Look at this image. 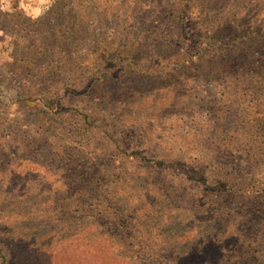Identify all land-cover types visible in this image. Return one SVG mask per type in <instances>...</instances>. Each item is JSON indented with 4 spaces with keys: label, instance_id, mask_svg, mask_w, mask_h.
<instances>
[{
    "label": "rangeland",
    "instance_id": "1",
    "mask_svg": "<svg viewBox=\"0 0 264 264\" xmlns=\"http://www.w3.org/2000/svg\"><path fill=\"white\" fill-rule=\"evenodd\" d=\"M24 3L0 11V264H236L264 143L208 62L221 10L264 31V0Z\"/></svg>",
    "mask_w": 264,
    "mask_h": 264
},
{
    "label": "trees",
    "instance_id": "2",
    "mask_svg": "<svg viewBox=\"0 0 264 264\" xmlns=\"http://www.w3.org/2000/svg\"><path fill=\"white\" fill-rule=\"evenodd\" d=\"M62 1L64 0H55V2H59V4L62 3ZM251 8L254 9V7ZM221 13L225 15L213 21V53L216 52L215 50L217 47L220 50L216 52L218 54H213V67L210 61L208 62L210 64L208 65L210 69L209 73L219 77L226 73H231L234 76L230 83L235 90L233 89L231 91L226 88L227 91H225V94L236 97L238 92L244 93L253 109V112L250 113L248 118H244V121L248 129H251L253 134H255L257 138L260 137L261 142L264 143V57L259 69L248 66L252 64L250 61L252 51L258 49L264 53V31H260L259 29L261 28L254 27L256 30L248 32L247 29L249 28H245L243 17L237 15L238 12L235 8L227 10L226 12L221 10ZM258 32L260 35H257ZM72 33L78 34V31L73 29ZM254 33H256V35ZM221 53L231 55V60L228 61L227 65H219L221 62H219L218 58L221 57ZM235 66H245L249 68L243 69L242 71L240 70L241 72L238 70V72L234 74L229 68L234 69ZM255 141L256 139L252 142L256 143ZM234 143L235 142H233V144ZM261 149L264 150V144L261 146ZM259 182L261 183L262 191H264V181ZM259 196L261 199H264V194H260ZM254 210L256 209L254 208ZM250 211L251 220H249V222L257 223L260 229H262L257 233L259 234L262 232V234L259 236L257 233H254L249 237L241 235L235 236L234 242L237 246L233 251L229 252L232 254L231 257H229L232 258V261L236 259V262L234 261L236 264H264V260L260 258L262 256L258 254L260 242L263 241L262 236L264 235V211L258 210L256 213H252V209ZM224 217L219 219L220 223H227V219ZM250 225L254 224L250 223Z\"/></svg>",
    "mask_w": 264,
    "mask_h": 264
},
{
    "label": "clouds",
    "instance_id": "3",
    "mask_svg": "<svg viewBox=\"0 0 264 264\" xmlns=\"http://www.w3.org/2000/svg\"><path fill=\"white\" fill-rule=\"evenodd\" d=\"M42 2L46 4L47 8H51L54 5L55 0H42ZM20 7L21 8L25 7L24 0H20ZM10 10H11V0H0V11H10Z\"/></svg>",
    "mask_w": 264,
    "mask_h": 264
}]
</instances>
